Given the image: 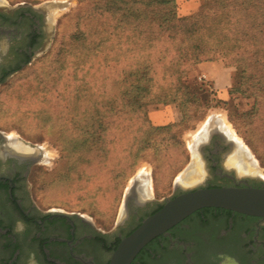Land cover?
I'll use <instances>...</instances> for the list:
<instances>
[{
	"label": "rangeland",
	"instance_id": "1",
	"mask_svg": "<svg viewBox=\"0 0 264 264\" xmlns=\"http://www.w3.org/2000/svg\"><path fill=\"white\" fill-rule=\"evenodd\" d=\"M3 1L9 8H42L50 19L45 48L0 87V131L43 146L48 157L32 177L34 196L42 208L83 215L98 228L113 231L136 177L151 179L147 191L155 184L158 199L172 198L176 179L195 160L202 165L199 143L209 130L221 129L220 124L231 128L240 146L251 154L257 176L264 179V88L257 79L245 80L241 69L233 67L227 78L214 71L211 78L201 80L205 75L199 65L184 72L176 69L173 75L170 58L150 66L136 53L137 30L128 27L123 35L119 17L107 12L105 0ZM205 1L175 0L178 18L197 16ZM235 29L232 26L231 31ZM206 39L216 50L224 35L214 31ZM164 45L171 53L183 47L177 43L169 47L167 35H163ZM142 47L143 55H148L150 45L145 41ZM233 53L236 57L238 49ZM235 59L236 65L246 66V58ZM144 65L150 67L149 82H141L149 86L146 93L137 89ZM73 97H79L74 103L86 109L77 115L100 113L107 107L108 125L106 138L97 141L91 153L78 151L68 158L61 154L48 127L65 119L61 105L70 104ZM131 101H140L141 108L123 106ZM39 110L41 116H37ZM155 115L165 123L158 131ZM28 122L39 123L43 130L28 131ZM238 154L229 160L228 168L237 167L240 175V167L232 163ZM103 203L107 212L101 209Z\"/></svg>",
	"mask_w": 264,
	"mask_h": 264
},
{
	"label": "flooded vegetation",
	"instance_id": "2",
	"mask_svg": "<svg viewBox=\"0 0 264 264\" xmlns=\"http://www.w3.org/2000/svg\"><path fill=\"white\" fill-rule=\"evenodd\" d=\"M49 22L41 8H9L0 0V87L45 48ZM239 151L233 137L209 130L199 143L202 188L264 189L261 177L228 168ZM45 158L43 146L0 131V264H109L122 240L170 199H158L155 184L148 196L149 179L137 178L121 221L106 231L83 215L39 205L32 177ZM182 193L174 189L173 197ZM133 264H264V217L201 210L152 241Z\"/></svg>",
	"mask_w": 264,
	"mask_h": 264
},
{
	"label": "trees",
	"instance_id": "3",
	"mask_svg": "<svg viewBox=\"0 0 264 264\" xmlns=\"http://www.w3.org/2000/svg\"><path fill=\"white\" fill-rule=\"evenodd\" d=\"M105 6L110 15L119 17L118 23L123 35L127 34L128 27L137 30L136 53L139 59L146 58L150 66L156 61L170 58L173 61L171 72L175 75L179 70L184 72L194 65L222 62L228 69L240 68L241 73L246 76L245 80L257 79L259 86L264 88V0H206L204 10L200 14L183 20L177 16L175 0H105ZM232 26L236 27L235 35L231 31ZM145 29H148V32L144 31ZM214 31L224 35V39L218 42L220 49L216 50L209 46L206 39L211 37ZM163 35L168 36L169 47L174 48L176 43L183 47L171 53L168 47L162 46ZM145 41L151 47L148 55L142 53V44ZM224 44H229L232 48ZM237 49L236 57L247 59L245 67L236 65L239 61L235 59L233 51ZM149 69L150 67L145 65L140 68L141 86L138 84L137 89L143 93L149 89V86L145 88L141 83L149 82ZM79 99L73 97L70 104L61 105L60 109L66 113L65 119L61 118L57 124L48 127L59 144L61 154L68 158L79 153L78 151L91 153L94 144L105 139L107 133V107L99 110L100 113L87 115L84 114L85 107L81 109L74 103ZM142 104L144 103H141V106ZM123 106L126 109L131 106L141 108L140 101H131ZM81 111L84 112L83 115H77ZM38 115L41 116L40 110ZM25 127L28 131H42L44 126L28 122ZM79 127L80 132L77 129ZM160 129L163 127H157V131ZM101 207L107 212L105 203Z\"/></svg>",
	"mask_w": 264,
	"mask_h": 264
},
{
	"label": "water",
	"instance_id": "4",
	"mask_svg": "<svg viewBox=\"0 0 264 264\" xmlns=\"http://www.w3.org/2000/svg\"><path fill=\"white\" fill-rule=\"evenodd\" d=\"M204 182L205 178L196 187L185 189L176 179L175 190L180 189L183 193L168 199L160 211L145 219L138 229L123 239L109 264H133L152 241L204 209H223L247 216L264 217V189H208L202 188ZM129 194L130 191L125 196V203Z\"/></svg>",
	"mask_w": 264,
	"mask_h": 264
},
{
	"label": "bare ground",
	"instance_id": "5",
	"mask_svg": "<svg viewBox=\"0 0 264 264\" xmlns=\"http://www.w3.org/2000/svg\"><path fill=\"white\" fill-rule=\"evenodd\" d=\"M211 122V121H210ZM219 122V121H218ZM212 123V122H211ZM225 123V122H224ZM226 124V123H225ZM219 126V125H218ZM220 128L223 132H225L228 136L234 138V133L232 132L231 128L226 124V126L223 127V125L220 124ZM200 135L202 133H199ZM198 135V134H197ZM199 138V137H198ZM201 138V137H200ZM235 139V138H234ZM200 140V139H199ZM237 141V139H235ZM193 142V141H191ZM240 145V142L237 141ZM190 143V141H189ZM199 143V142H198ZM191 145V144H190ZM189 145V146H190ZM199 146V145H198ZM245 148V147H244ZM243 146H240V151L237 157L232 161V163L237 164L238 167H240V175H251V176H257L258 175V168L256 167L254 162H250L251 154L247 150H245ZM190 149V148H189ZM24 152V150H21ZM27 152V151H26ZM193 154V153H192ZM47 156V155H46ZM196 150H195V158H196ZM48 159V157L46 158ZM254 160V159H253ZM199 163V164H198ZM196 162L192 165V167L185 172L179 179L180 185L187 189V188H192L196 187L197 185L201 184L204 181L205 178V173H203L202 168L200 166V162ZM205 172V171H204ZM239 175V174H238ZM141 181L143 180L142 177H137ZM136 178V179H137ZM264 180V179H262ZM136 182V180H135ZM151 179H149V186L152 184ZM132 188V187H131ZM131 191V189L129 190ZM148 193V191H146ZM129 193V192H128ZM149 194V193H148ZM141 200V199H140Z\"/></svg>",
	"mask_w": 264,
	"mask_h": 264
},
{
	"label": "crops",
	"instance_id": "6",
	"mask_svg": "<svg viewBox=\"0 0 264 264\" xmlns=\"http://www.w3.org/2000/svg\"><path fill=\"white\" fill-rule=\"evenodd\" d=\"M198 70L207 78H211L214 71L220 73L221 75H223V77L227 78L230 72V69H228L222 62L200 64L198 66ZM153 119L155 126L159 127L165 124L160 116L155 115Z\"/></svg>",
	"mask_w": 264,
	"mask_h": 264
},
{
	"label": "built area",
	"instance_id": "7",
	"mask_svg": "<svg viewBox=\"0 0 264 264\" xmlns=\"http://www.w3.org/2000/svg\"><path fill=\"white\" fill-rule=\"evenodd\" d=\"M206 78H207V77H206V76H204V77H202V78H201V80H204V79H206Z\"/></svg>",
	"mask_w": 264,
	"mask_h": 264
}]
</instances>
